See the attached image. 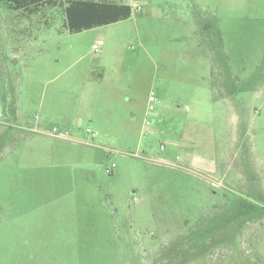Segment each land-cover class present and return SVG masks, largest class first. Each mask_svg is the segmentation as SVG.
I'll return each mask as SVG.
<instances>
[{
    "label": "rangeland",
    "instance_id": "374dc122",
    "mask_svg": "<svg viewBox=\"0 0 264 264\" xmlns=\"http://www.w3.org/2000/svg\"><path fill=\"white\" fill-rule=\"evenodd\" d=\"M67 1L0 0V264H264V0Z\"/></svg>",
    "mask_w": 264,
    "mask_h": 264
},
{
    "label": "trees",
    "instance_id": "16d2710c",
    "mask_svg": "<svg viewBox=\"0 0 264 264\" xmlns=\"http://www.w3.org/2000/svg\"><path fill=\"white\" fill-rule=\"evenodd\" d=\"M14 10L36 14L40 9L55 7L59 0H3ZM65 26L72 34L118 23L130 18L131 8L126 4L102 0H69L63 7Z\"/></svg>",
    "mask_w": 264,
    "mask_h": 264
},
{
    "label": "built area",
    "instance_id": "2783aa9c",
    "mask_svg": "<svg viewBox=\"0 0 264 264\" xmlns=\"http://www.w3.org/2000/svg\"><path fill=\"white\" fill-rule=\"evenodd\" d=\"M93 50H94L95 52H98V47L94 45ZM154 100H155V99H154L153 95L151 94V95L149 96V103L154 102ZM149 109H152V106H150ZM146 125H148V123H146ZM54 132H55V130H54Z\"/></svg>",
    "mask_w": 264,
    "mask_h": 264
}]
</instances>
